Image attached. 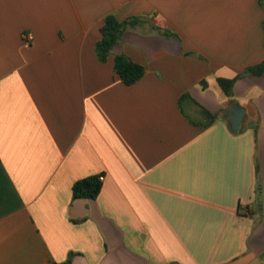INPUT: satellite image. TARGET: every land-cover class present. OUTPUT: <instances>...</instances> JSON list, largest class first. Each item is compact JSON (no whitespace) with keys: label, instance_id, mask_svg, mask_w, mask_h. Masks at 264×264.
<instances>
[{"label":"crops","instance_id":"0c3cea01","mask_svg":"<svg viewBox=\"0 0 264 264\" xmlns=\"http://www.w3.org/2000/svg\"><path fill=\"white\" fill-rule=\"evenodd\" d=\"M263 61L264 0H0V264H264Z\"/></svg>","mask_w":264,"mask_h":264},{"label":"trees","instance_id":"16d2710c","mask_svg":"<svg viewBox=\"0 0 264 264\" xmlns=\"http://www.w3.org/2000/svg\"><path fill=\"white\" fill-rule=\"evenodd\" d=\"M260 2L262 0H259ZM145 22L144 17H131L125 20H119L114 14L105 17L101 27L102 38L96 45V53L100 62L104 63L112 54L113 48L120 43L124 33ZM157 31L161 29L154 27ZM115 72L120 76L125 85L131 86L137 83L145 74V67L134 62L125 54H117L114 60ZM264 74V61L247 67L235 78H218V83L230 98L234 97L235 82L244 76H262ZM234 103V100H231ZM102 189V182L98 176H90L81 179L73 185L74 198L96 199ZM70 262V261H69Z\"/></svg>","mask_w":264,"mask_h":264},{"label":"water","instance_id":"95a60500","mask_svg":"<svg viewBox=\"0 0 264 264\" xmlns=\"http://www.w3.org/2000/svg\"><path fill=\"white\" fill-rule=\"evenodd\" d=\"M245 115V109L240 105L233 103L229 112V121L231 129L238 133Z\"/></svg>","mask_w":264,"mask_h":264},{"label":"built area","instance_id":"2783aa9c","mask_svg":"<svg viewBox=\"0 0 264 264\" xmlns=\"http://www.w3.org/2000/svg\"><path fill=\"white\" fill-rule=\"evenodd\" d=\"M24 37H25L26 39H29V40L32 39V35H30V34H25ZM99 180H100L101 182H103V181H104V177H103V176L99 177Z\"/></svg>","mask_w":264,"mask_h":264}]
</instances>
